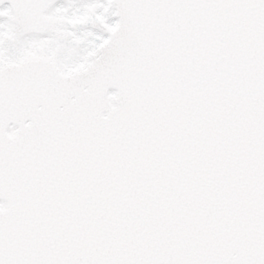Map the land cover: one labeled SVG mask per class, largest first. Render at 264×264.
Instances as JSON below:
<instances>
[{
    "label": "snow or ice",
    "instance_id": "6c2138e0",
    "mask_svg": "<svg viewBox=\"0 0 264 264\" xmlns=\"http://www.w3.org/2000/svg\"><path fill=\"white\" fill-rule=\"evenodd\" d=\"M0 264H264V0H0Z\"/></svg>",
    "mask_w": 264,
    "mask_h": 264
}]
</instances>
